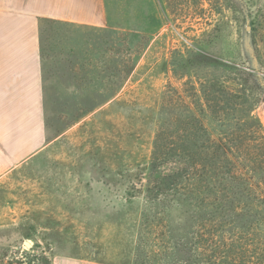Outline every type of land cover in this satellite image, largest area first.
Returning <instances> with one entry per match:
<instances>
[{
    "label": "rangeland",
    "instance_id": "obj_1",
    "mask_svg": "<svg viewBox=\"0 0 264 264\" xmlns=\"http://www.w3.org/2000/svg\"><path fill=\"white\" fill-rule=\"evenodd\" d=\"M104 2V25L40 20L45 143L0 177V253L28 242L52 264H133L144 251L190 249L193 222L155 197L154 140H171L178 111L204 118L202 83L220 81L245 90L264 128V0ZM252 229H236L245 247L232 264H264Z\"/></svg>",
    "mask_w": 264,
    "mask_h": 264
},
{
    "label": "trees",
    "instance_id": "obj_2",
    "mask_svg": "<svg viewBox=\"0 0 264 264\" xmlns=\"http://www.w3.org/2000/svg\"><path fill=\"white\" fill-rule=\"evenodd\" d=\"M252 43L244 45L247 54ZM127 55L126 72L133 60L131 54ZM238 71L259 79L256 73L241 68ZM219 83L223 90L216 89L218 83L201 86V98L206 104L201 111L216 118L214 130L208 129L205 116H199L196 109L189 107V115L178 111L173 117L176 123L171 140H164L161 134L154 140L149 163L152 184L158 189L155 197H169L167 207L182 211L193 222L192 247L144 251L133 264H174V260L175 264H232L233 255L245 247L243 242L235 244L232 240L236 229L242 228L245 234L249 226L255 237L264 236V196L257 193L264 178L255 180L257 169L263 165V124L253 114L254 105L247 107L240 101V95L246 96L244 89H225V82ZM200 137L203 138L198 140ZM244 159L251 166L247 170L240 166ZM163 166L168 167L167 174ZM0 264L52 263L45 251L30 245L26 249L5 248L0 253Z\"/></svg>",
    "mask_w": 264,
    "mask_h": 264
},
{
    "label": "crops",
    "instance_id": "obj_3",
    "mask_svg": "<svg viewBox=\"0 0 264 264\" xmlns=\"http://www.w3.org/2000/svg\"><path fill=\"white\" fill-rule=\"evenodd\" d=\"M45 18L104 25L107 13L104 0H0V177L45 143L39 38Z\"/></svg>",
    "mask_w": 264,
    "mask_h": 264
},
{
    "label": "water",
    "instance_id": "obj_4",
    "mask_svg": "<svg viewBox=\"0 0 264 264\" xmlns=\"http://www.w3.org/2000/svg\"><path fill=\"white\" fill-rule=\"evenodd\" d=\"M25 245H26V246H30V244H29L28 242H25Z\"/></svg>",
    "mask_w": 264,
    "mask_h": 264
}]
</instances>
